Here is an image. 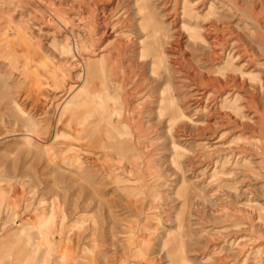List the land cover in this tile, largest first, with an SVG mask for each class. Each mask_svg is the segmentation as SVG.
<instances>
[{"label": "rangeland", "instance_id": "1", "mask_svg": "<svg viewBox=\"0 0 264 264\" xmlns=\"http://www.w3.org/2000/svg\"><path fill=\"white\" fill-rule=\"evenodd\" d=\"M0 18V264H264V0Z\"/></svg>", "mask_w": 264, "mask_h": 264}, {"label": "bare ground", "instance_id": "2", "mask_svg": "<svg viewBox=\"0 0 264 264\" xmlns=\"http://www.w3.org/2000/svg\"><path fill=\"white\" fill-rule=\"evenodd\" d=\"M142 2V1H141ZM147 2V1H146ZM7 3V2H6ZM148 3V2H147ZM10 4H11V1H10ZM143 4V3H142ZM141 4V5H142ZM146 4V3H145ZM142 7V6H141ZM145 8V7H144ZM142 10V9H141ZM1 11H2V9H1ZM52 14H53V12H52ZM151 16L152 15H149L147 18H144L145 19V23H146V30L148 31V42H149V45L147 46V51H154V50H156L157 48H162V46L166 43V41H165V38H166V36L163 34V33H159V32H157V31H154V29L153 28H151L150 26H149V24L147 23V21H149V19L151 20L152 18H151ZM1 19V18H0ZM147 19V20H146ZM1 28V27H0ZM4 28V27H3ZM20 35V34H19ZM22 35V34H21ZM24 36V35H23ZM195 36H197V35H194V37ZM26 38V37H25ZM26 40V39H25ZM24 40V41H25ZM26 42H28L27 40H26ZM15 44V43H14ZM82 47V46H81ZM25 49V48H24ZM86 64V63H85ZM234 79H236V78H234ZM213 80V79H212ZM223 82H225V84L228 82H226V81H223ZM222 82V83H223ZM224 84V83H223Z\"/></svg>", "mask_w": 264, "mask_h": 264}]
</instances>
